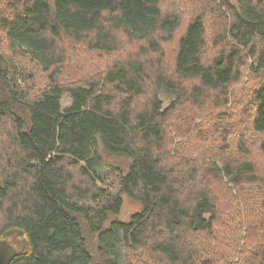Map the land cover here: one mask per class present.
Wrapping results in <instances>:
<instances>
[{"label":"trees","instance_id":"16d2710c","mask_svg":"<svg viewBox=\"0 0 264 264\" xmlns=\"http://www.w3.org/2000/svg\"><path fill=\"white\" fill-rule=\"evenodd\" d=\"M169 1L0 0L10 264H264V0Z\"/></svg>","mask_w":264,"mask_h":264},{"label":"rangeland","instance_id":"374dc122","mask_svg":"<svg viewBox=\"0 0 264 264\" xmlns=\"http://www.w3.org/2000/svg\"><path fill=\"white\" fill-rule=\"evenodd\" d=\"M168 5H166L165 7L167 8L166 12L172 11V7L177 3L176 0H170L169 3H167ZM129 49V48H128ZM4 46L0 45V53H2L4 51ZM169 50V49H168ZM128 51H130V53L134 50L129 49ZM170 52V51H169ZM76 57V56H74ZM77 60V59H76ZM77 61H71V62H67V64L65 65V69L63 71V75L61 78H64L65 80H69V81H73L74 78H77V81H79L80 79H83L81 76L80 71L74 70V64ZM90 63L93 64V61H89ZM98 63V61H95L94 64ZM77 64V63H76ZM75 64V65H76ZM73 69V70H72ZM90 72L93 73V70L90 69ZM76 74V75H75ZM75 76V77H74ZM92 76H95V73L92 74ZM161 98L164 102V106H168L172 96L166 92H162L161 94ZM71 104V98L69 96V94H64L63 98H62V106L63 108H67L69 107ZM106 161L108 162V164L111 166L109 168H107V170L105 171V179L107 180V183L111 189V191L113 192H117L118 191V179L116 178V174H115V167H118L122 172H126V170L129 167L130 164V160L125 158V157H111V158H107ZM76 177V175H75ZM124 199V205L121 211V214L119 215L118 219L120 221H124V222H128L130 220V218L137 212H139L140 210V205L139 203L131 200L130 198H128L127 196L123 197Z\"/></svg>","mask_w":264,"mask_h":264},{"label":"water","instance_id":"95a60500","mask_svg":"<svg viewBox=\"0 0 264 264\" xmlns=\"http://www.w3.org/2000/svg\"><path fill=\"white\" fill-rule=\"evenodd\" d=\"M17 249L8 241H0V264H10L16 257Z\"/></svg>","mask_w":264,"mask_h":264}]
</instances>
